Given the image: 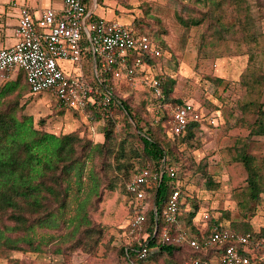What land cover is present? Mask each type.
<instances>
[{
    "label": "rangeland",
    "instance_id": "rangeland-1",
    "mask_svg": "<svg viewBox=\"0 0 264 264\" xmlns=\"http://www.w3.org/2000/svg\"><path fill=\"white\" fill-rule=\"evenodd\" d=\"M144 1L148 3L141 6ZM219 1L222 4L220 8L223 7L220 10L225 15L226 31L222 36L216 32L215 37L199 28L186 32L178 21V16L185 20L201 17L209 7L206 0H98L96 13L102 14L106 10L108 18L115 13L116 19L127 26L134 18H141L149 24L152 33L161 36L165 32L161 36L165 43L162 45L164 52L159 49L160 55L156 59L162 58L153 73L174 76L177 86L173 97L193 103L202 115L201 128L196 131L197 139L192 144L180 146L178 152L186 174L188 194L195 198L200 208L196 220H201L212 211L229 223L247 222L258 231L264 228V195L260 201L249 197L248 173L243 164L234 161L233 146L237 139L249 137L251 127L259 116L258 107L243 109V106L255 101L263 104L264 109V82L258 86L259 91L252 94L242 83V77L250 66L261 79L264 78V0H245L248 11L240 13L229 7L228 2L216 0ZM239 17L249 23L253 20L254 26L243 28L239 25ZM66 67L74 76L83 73L86 81L93 79L97 82L95 63L88 61L86 56L82 68L72 64H66ZM14 73L0 72V88ZM208 76L221 78L225 83L217 86L207 80ZM120 86L123 98L128 99L131 87L122 82ZM131 100V106L146 118L148 125L163 119L165 108H161L152 94ZM144 100L148 102L145 111L141 104ZM20 106L24 109L19 117H31L36 130L55 136L74 134L94 146L104 142L103 120L97 124L88 115L76 116L75 111L62 109L46 93H26ZM123 121V117L116 120L117 141L125 137ZM144 124L142 126L147 130L148 126ZM248 152L258 159L264 176V136L252 137ZM115 167L114 161L97 157L94 163L87 162L83 175L75 170L70 181L71 214L75 213L77 205H84L83 210L105 229V238L95 253L73 250L71 242L61 240L37 253L13 251L1 246L0 264H131L118 252L123 245L131 242L132 235L125 232L129 223L125 205L127 196L119 184L114 192L109 187L112 178L125 180ZM4 223L11 225L6 220ZM2 226L3 223L0 229L4 230ZM61 230L45 231L55 233V236L69 232L66 228Z\"/></svg>",
    "mask_w": 264,
    "mask_h": 264
},
{
    "label": "trees",
    "instance_id": "trees-1",
    "mask_svg": "<svg viewBox=\"0 0 264 264\" xmlns=\"http://www.w3.org/2000/svg\"><path fill=\"white\" fill-rule=\"evenodd\" d=\"M223 1L228 2L229 7L239 10V13L248 11L245 0ZM206 2L209 7L201 17L185 20L178 16V21L186 32L199 28L210 36L215 37L216 32L222 36L226 31L224 11L220 10L223 9L220 8L222 4L216 0H206ZM145 3L148 2H142L141 6ZM251 23L239 17V25L243 28H252L254 23ZM148 25L144 19L134 18L131 27L136 34L149 37L153 44L163 51L162 45L165 43L161 36L165 32L159 36L152 33ZM209 35L207 36L210 37ZM132 56L134 57L133 54ZM161 58L147 59L145 62L157 65ZM86 59L94 62V57L90 53L86 54ZM108 77L110 83L100 85L93 79H89L88 82L100 92L112 89L108 104L112 115L104 119L98 112L93 111L91 106L84 112H74L76 116L88 115V118L97 124L101 120L104 121L102 125L104 142L95 146L85 138L74 134L55 136L36 130L31 117H19L24 109V106H20V101L26 93H30L26 73L20 71L16 80L8 81L0 88V225L3 223L4 228V230L0 229V247L37 253L43 252L45 247L53 245L56 240H61L64 243L71 242L73 250L81 249L86 253H95L105 238V229L90 218L88 212L83 210L84 205H77L75 213L71 214L70 181L75 170L83 175L87 162L94 163L97 157L114 161L115 171L124 175L125 180L112 178L109 187L112 192L115 191L117 184L123 188V193L127 196L125 205L128 217L135 215L137 211V202L126 191V183L130 177L143 170H149L153 174L163 173L161 183L153 188L151 197L142 208L146 219L143 228L138 230L132 242L123 245L118 251L119 255L131 264H188L192 258L200 257L206 260L215 255L216 251L213 248L207 253L196 252L187 244L166 242L163 238V231L168 226L163 211L173 193V180L168 177L170 168L178 171L179 179L184 183L179 209L183 213L181 220L185 223L188 234L196 235L198 240L202 241L213 232L215 227H218L244 236L251 235L252 240L264 239V228L256 231L247 222L229 223L223 216H215L212 211H209L210 218L206 222L197 221L196 216L200 208L195 198L189 195L185 203L181 202L188 191V183L178 152L180 146L192 144L197 139L196 131L201 128V124L190 122L181 136H167L172 120L171 109L186 102L173 97L176 93L177 79L163 72L156 77L163 90V98L157 102L162 109L165 108V115L162 120L148 125L146 118L130 103L135 97H147L151 94L153 96L152 89L128 85L132 91L130 97L126 99L123 98L121 86L114 79L113 74L107 76L100 73V79L106 80ZM260 79L258 73L250 66L242 77V83L248 92L257 93L258 86L264 82V78ZM207 80L217 86L225 83L223 79L213 76H208ZM141 104L145 111L148 102L144 100ZM57 105L64 109L61 105ZM252 106L258 107L259 116L251 127L249 137L236 140L233 146V159L236 163L243 164L248 173L249 197L260 201L264 195V176L258 159L250 154L248 149L252 137L264 136V109L263 104L255 101L245 104L243 109ZM119 117L124 119L122 129L125 137H120L117 141L115 124ZM142 123H145V127L148 126L147 130ZM211 181L210 178L209 182ZM187 207L190 208L189 211ZM5 220L11 222V225H6ZM64 228L69 232L61 236L45 231H60ZM125 232H131L130 228H126ZM144 246L149 248V252L141 259L139 253Z\"/></svg>",
    "mask_w": 264,
    "mask_h": 264
},
{
    "label": "built area",
    "instance_id": "built-area-1",
    "mask_svg": "<svg viewBox=\"0 0 264 264\" xmlns=\"http://www.w3.org/2000/svg\"><path fill=\"white\" fill-rule=\"evenodd\" d=\"M62 2L61 11L48 9L39 18H35L29 9L21 11L15 30L16 45L0 50L1 73L23 70L31 95L46 93L69 111L84 112L91 106L93 111L108 119L112 115L108 109L112 89L100 92L86 81L83 73L74 76L66 67V64H72L82 68L83 58L90 53L94 57L95 78L100 85L110 83L109 77L100 79V73L113 74L120 85L122 82L127 86L149 87L156 101L163 98V90L156 78L161 74L155 75V65L145 62L160 55L149 37L136 34L131 25L119 20L94 17L98 0ZM171 117L168 132L171 137L181 136L190 122H202L201 113L191 102L173 107ZM168 177L173 180V193L163 211L168 225L163 238L166 242L187 244L196 252L207 253L212 248L216 251L210 259L192 258L188 264H264V239L252 240L251 235L244 236L218 227L202 241L196 235L188 234L179 209L184 183L175 168L168 170ZM162 178L163 173L143 170L133 174L126 183L127 193L137 202V211L129 217L127 225L131 230V242L146 221L142 208ZM189 195L186 191L181 202L185 203ZM186 209L190 210L189 207ZM209 218L208 212L197 221L206 222ZM148 252L149 248L144 246L140 258H145Z\"/></svg>",
    "mask_w": 264,
    "mask_h": 264
},
{
    "label": "crops",
    "instance_id": "crops-1",
    "mask_svg": "<svg viewBox=\"0 0 264 264\" xmlns=\"http://www.w3.org/2000/svg\"><path fill=\"white\" fill-rule=\"evenodd\" d=\"M23 9H29L35 18H39L48 9L61 11L63 2L62 0H0V50L10 49L16 45L15 30ZM98 9L94 11V17L104 20H117L115 13L108 18L106 10H104L105 13L97 14ZM159 66L163 67L162 65ZM14 72V75H11L8 81L16 80L20 71L16 70Z\"/></svg>",
    "mask_w": 264,
    "mask_h": 264
}]
</instances>
